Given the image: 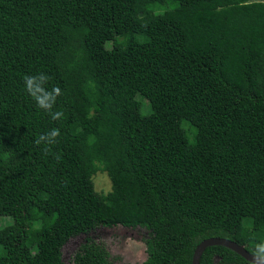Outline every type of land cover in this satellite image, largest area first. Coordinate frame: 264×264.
<instances>
[{
    "label": "trees",
    "instance_id": "1",
    "mask_svg": "<svg viewBox=\"0 0 264 264\" xmlns=\"http://www.w3.org/2000/svg\"><path fill=\"white\" fill-rule=\"evenodd\" d=\"M40 73L61 90L58 120L25 91ZM52 129L55 144L35 143ZM97 171L110 191L95 190ZM0 216V264H65L66 240L117 225L148 231L136 264H191L209 237L253 253L264 0H0ZM71 264L112 258L87 236ZM200 264L253 263L211 245Z\"/></svg>",
    "mask_w": 264,
    "mask_h": 264
},
{
    "label": "rangeland",
    "instance_id": "2",
    "mask_svg": "<svg viewBox=\"0 0 264 264\" xmlns=\"http://www.w3.org/2000/svg\"><path fill=\"white\" fill-rule=\"evenodd\" d=\"M140 103L139 111L146 115L150 112V106L142 95H136ZM95 190L106 193L111 189V180L106 172L97 171L93 175ZM11 222L9 216H0V227ZM102 242L112 258V264H136L146 258V243L148 231L142 227L127 228L120 225L113 227L98 226L86 233H80L70 237L61 248L62 260L65 264H71L74 252L83 243L86 237Z\"/></svg>",
    "mask_w": 264,
    "mask_h": 264
},
{
    "label": "clouds",
    "instance_id": "3",
    "mask_svg": "<svg viewBox=\"0 0 264 264\" xmlns=\"http://www.w3.org/2000/svg\"><path fill=\"white\" fill-rule=\"evenodd\" d=\"M49 79L50 78L43 73L38 75H26L24 77L25 91L36 101L39 108L49 112L54 120H58L64 113L61 111L53 112L52 109L56 102V97L61 94V90L59 87H53L50 91L46 90L45 84ZM59 135V129H52L50 132L40 135L35 143L37 145L42 142L45 143V145L55 144ZM44 150L47 151V147ZM253 256V264H264V242H260L256 245Z\"/></svg>",
    "mask_w": 264,
    "mask_h": 264
},
{
    "label": "water",
    "instance_id": "4",
    "mask_svg": "<svg viewBox=\"0 0 264 264\" xmlns=\"http://www.w3.org/2000/svg\"><path fill=\"white\" fill-rule=\"evenodd\" d=\"M211 245H221L229 248L230 250L238 253L243 258H245L247 261L252 262L254 260L253 253L247 251L245 247L233 240H230L225 237H209L206 239H203L201 242L197 244L193 251L192 255V261L191 264H200V258L205 250L206 247Z\"/></svg>",
    "mask_w": 264,
    "mask_h": 264
}]
</instances>
